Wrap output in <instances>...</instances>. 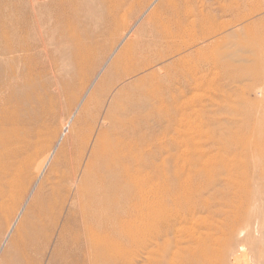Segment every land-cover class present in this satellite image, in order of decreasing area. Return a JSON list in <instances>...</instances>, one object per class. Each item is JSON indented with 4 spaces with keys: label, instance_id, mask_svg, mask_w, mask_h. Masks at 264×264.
<instances>
[{
    "label": "rangeland",
    "instance_id": "1",
    "mask_svg": "<svg viewBox=\"0 0 264 264\" xmlns=\"http://www.w3.org/2000/svg\"><path fill=\"white\" fill-rule=\"evenodd\" d=\"M78 49L88 53L80 56ZM12 86L18 94L9 111L24 126L16 140L9 128L5 140L14 144L0 148V195L10 197L0 212V253L13 220L48 175L50 166L42 174L36 169L45 155L73 136L58 167L68 174L59 183L65 190L71 170L84 171L101 133L110 146L129 144L128 162L159 164L173 179L182 170L198 182L211 180L194 199L211 201L198 219L220 239L212 264H230L241 244L252 264H264V0H0V94ZM90 97L85 111L82 101ZM37 130L41 151L31 162L25 155L15 160L16 144ZM8 162L24 164L11 189L3 174ZM117 172L94 173L105 174L103 193L114 186L112 199L94 208L99 222L130 207L126 194L135 191ZM228 176L236 180L232 186ZM50 181L47 192L58 179ZM233 200L245 204L244 211H234ZM79 230L76 247L85 255L92 250L83 223ZM113 239L124 255L112 263L143 264L138 238ZM96 253L103 264V252ZM66 257L64 264H73L74 257Z\"/></svg>",
    "mask_w": 264,
    "mask_h": 264
},
{
    "label": "bare ground",
    "instance_id": "2",
    "mask_svg": "<svg viewBox=\"0 0 264 264\" xmlns=\"http://www.w3.org/2000/svg\"><path fill=\"white\" fill-rule=\"evenodd\" d=\"M77 51L80 56L88 53H83L79 49ZM17 94L18 90L13 86L7 95L0 94V103L2 104L0 106V148L14 144L5 140L6 133L10 132L9 128H14V131L13 137L8 135V138L18 139L20 126H24L23 119L9 111L10 99ZM87 98L82 101V109L85 111L91 102V97L88 101ZM114 108L115 105L108 107L106 119H112ZM42 134L41 130H37L30 135L29 139H23L24 145L16 144V148L13 149L15 150V160L25 155L24 159L31 162L32 156L41 151L38 142H40ZM72 137L70 136L66 142H62L59 146L56 145L57 148L54 147L56 150L45 155L37 165L36 169L40 174L50 166L48 172L46 171L48 175L38 185H35L37 187L28 206L20 215L21 217L13 220L11 228L14 229L9 239L5 238L4 240L3 251L0 253V264H42L38 255L46 257V264H64L67 258L66 253H70L74 257L75 263L73 262V264H77L76 262L84 264L89 258L92 260H89L90 264H100L102 259L96 253L99 251L103 252L102 255L106 257V259L103 258V264H114L112 262L122 259L124 255L121 246L113 239L115 234L134 240L138 238L144 254L143 264H212L213 257L218 255V251L214 250V245H217L220 239L215 237V233L210 232L211 229L204 230L207 224L206 220L199 222L201 217H198L200 213L210 210L211 201L202 199L201 202L194 199L211 188V180H206L205 184L200 181L199 183L190 173L186 174L181 170L183 172L181 174L176 169L177 177L173 179L170 177L171 175L159 169V164L150 166L148 162L140 159L128 162L125 160L126 154H128L125 151L129 146L125 145L129 144H125L123 147L122 144L110 146L106 144L104 135L100 133L92 145L84 171L81 172L80 166L73 168L69 176L70 185L64 190V186L59 183L61 179H64L61 177L68 174H61L58 167L62 159L66 157L68 144ZM30 150L33 151L32 154L29 153ZM3 166L4 179L11 189L15 186L17 174L22 171L24 164L23 162H8ZM105 168L111 175H117L118 169L121 172L123 184L128 186L127 190L135 192L132 195L126 194L125 202L128 201L130 207L125 215L108 217L104 222H99L96 219L99 214L94 208L99 203H108L113 196L110 193L111 189L114 188L112 183H109L105 186L106 192L103 193L104 189L101 187L106 183L105 174H99L101 179L94 177L97 170L99 172ZM52 176H55L58 181L54 182L55 186L49 188L50 192H47V183L51 182ZM228 178L230 179L228 185H233L236 180L232 176H228ZM219 192L214 190L213 197L215 199ZM7 196L6 193L4 197L0 195V212L9 202L10 197L7 198ZM234 203V200L230 203L234 211L236 209L244 211L245 204ZM79 218H81L80 223H83L84 226V242L92 250L85 255L77 248L82 241ZM108 223H112L117 228H112L113 231L109 230L111 226H107ZM186 224L189 225L185 227ZM221 233L224 234V231ZM163 238L165 239L161 242ZM70 240L73 246L70 244ZM67 248L70 250L65 252ZM245 250V246L241 244L230 257V264H252L254 260L250 261L251 257L248 258ZM83 256L86 259L84 258L82 261Z\"/></svg>",
    "mask_w": 264,
    "mask_h": 264
}]
</instances>
